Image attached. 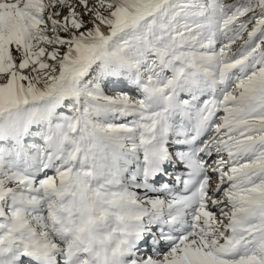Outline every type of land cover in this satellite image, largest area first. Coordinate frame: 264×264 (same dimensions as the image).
Returning <instances> with one entry per match:
<instances>
[{
  "label": "snow or ice",
  "instance_id": "obj_1",
  "mask_svg": "<svg viewBox=\"0 0 264 264\" xmlns=\"http://www.w3.org/2000/svg\"><path fill=\"white\" fill-rule=\"evenodd\" d=\"M0 264H264V0H0Z\"/></svg>",
  "mask_w": 264,
  "mask_h": 264
},
{
  "label": "rangeland",
  "instance_id": "obj_2",
  "mask_svg": "<svg viewBox=\"0 0 264 264\" xmlns=\"http://www.w3.org/2000/svg\"><path fill=\"white\" fill-rule=\"evenodd\" d=\"M105 91H106V94H108V91H109V90H108L107 88L105 89ZM109 93H110V92H109ZM111 94H113V93L111 92Z\"/></svg>",
  "mask_w": 264,
  "mask_h": 264
},
{
  "label": "bare ground",
  "instance_id": "obj_3",
  "mask_svg": "<svg viewBox=\"0 0 264 264\" xmlns=\"http://www.w3.org/2000/svg\"><path fill=\"white\" fill-rule=\"evenodd\" d=\"M110 92V93H109ZM108 94L111 95V91H108Z\"/></svg>",
  "mask_w": 264,
  "mask_h": 264
}]
</instances>
